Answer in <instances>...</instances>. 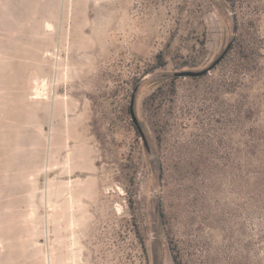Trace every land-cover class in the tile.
Wrapping results in <instances>:
<instances>
[{"label": "rangeland", "instance_id": "rangeland-1", "mask_svg": "<svg viewBox=\"0 0 264 264\" xmlns=\"http://www.w3.org/2000/svg\"><path fill=\"white\" fill-rule=\"evenodd\" d=\"M0 264H264V0H0Z\"/></svg>", "mask_w": 264, "mask_h": 264}, {"label": "water", "instance_id": "water-1", "mask_svg": "<svg viewBox=\"0 0 264 264\" xmlns=\"http://www.w3.org/2000/svg\"><path fill=\"white\" fill-rule=\"evenodd\" d=\"M232 45V40L229 41V43L227 44V46L225 47V49L221 52V54L208 66H206L205 68H202L200 70H191V69H184V70H179V71H173L169 74L167 73H157V74H150L148 76H146L147 78H151V77H165V76H172V77H200L203 76L205 74H207L210 70H212L213 68H215L217 66V64H219V62L224 58V56L226 55V53L228 52V50L230 49ZM138 87V86H137ZM134 99H135V95H132V99H131V104H130V111L132 114V117L134 119V122L137 124L138 130L141 133L144 142H145V146L146 149L148 151L149 154H151V150L147 144L146 141V137L143 134V131L140 127V125H138L137 123V119L135 117V113H134ZM157 212H158V203L156 202L155 206H154V220H156L157 217Z\"/></svg>", "mask_w": 264, "mask_h": 264}, {"label": "bare ground", "instance_id": "bare-ground-1", "mask_svg": "<svg viewBox=\"0 0 264 264\" xmlns=\"http://www.w3.org/2000/svg\"><path fill=\"white\" fill-rule=\"evenodd\" d=\"M48 26H50V24H49ZM48 55H49V54H48ZM44 86H45V85H44ZM44 86H43V87H44ZM39 95H40V94H39ZM41 96H43V95H41ZM39 97H40V96H39Z\"/></svg>", "mask_w": 264, "mask_h": 264}, {"label": "trees", "instance_id": "trees-1", "mask_svg": "<svg viewBox=\"0 0 264 264\" xmlns=\"http://www.w3.org/2000/svg\"><path fill=\"white\" fill-rule=\"evenodd\" d=\"M175 78H177V77H173V79H175Z\"/></svg>", "mask_w": 264, "mask_h": 264}]
</instances>
